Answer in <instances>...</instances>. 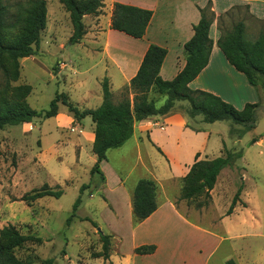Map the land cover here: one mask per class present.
<instances>
[{"label":"rangeland","instance_id":"obj_1","mask_svg":"<svg viewBox=\"0 0 264 264\" xmlns=\"http://www.w3.org/2000/svg\"><path fill=\"white\" fill-rule=\"evenodd\" d=\"M3 1L8 5L9 13L14 14L16 4L26 0ZM91 17L83 19L86 30L92 23ZM241 19L245 25L249 24L244 33L247 40H255L264 31V19H254L244 6L232 10L230 18L225 17V27L231 28ZM72 31L69 12L60 0H47V23L40 35L37 54L20 60V76L11 81V86H31L27 101L34 109H48L51 100L61 92L67 93L70 100L83 109L82 104L76 102L80 89L74 90L69 83L78 75L74 74L75 70L86 74L85 70L93 67L85 79L92 89L98 86L95 75L101 74V66L97 67L96 60L87 57L80 44L70 42ZM241 76L243 82H248L245 75ZM4 82L0 71V89ZM237 83L242 84V81L237 80ZM254 88L259 99L257 122L252 130L243 134V126L231 120L204 123L202 115L191 117L184 112L183 105L178 107V111L187 115L186 125L210 132L199 151L201 159L225 155L228 150L243 153L233 167L221 171L209 204L202 207L199 204L205 200L204 196L189 201L180 199L183 177L188 171L182 169L172 175L170 160L152 149L150 143L143 144L148 133H137L124 146L108 151L107 160L103 162L108 178L106 186L104 173L92 172L96 155L92 144H88L90 132H80L72 126L59 127L56 116L35 117L31 122L0 129V230L12 224L24 234L41 237L40 242L30 241L16 251L18 257L30 259L31 264H43L49 258L53 259L52 264H227L230 259L234 264H264V84ZM238 90L240 94L236 100L232 94L229 96L236 102L227 101L235 107L241 105L238 101L247 94L242 86ZM120 91L114 88L115 102L121 98ZM153 96L158 99V105L163 103V96L160 98L156 93ZM184 102L189 105L188 101ZM60 109L68 111L61 103ZM85 121L93 123L90 116ZM253 138L259 140L252 143ZM162 144L172 153L183 156L192 143L188 141L178 148L173 138L164 137ZM115 171L130 190L139 178L154 179L158 185V201L172 199L184 215L218 234L219 239L199 234L192 236L190 232L180 230L182 236L173 240L172 247L181 253L171 263L166 261L164 253L159 259L137 258L134 246L139 238L133 234L132 217L124 206ZM45 183L52 187L60 185L62 196H44L31 203L22 199ZM240 186H243L240 198L246 206L238 202L228 215ZM106 193L118 206L119 216L112 211ZM77 198L81 201L73 212ZM101 232L113 236L111 255L119 258L124 255L121 261L116 257V262H108L96 256L102 249Z\"/></svg>","mask_w":264,"mask_h":264},{"label":"trees","instance_id":"obj_2","mask_svg":"<svg viewBox=\"0 0 264 264\" xmlns=\"http://www.w3.org/2000/svg\"><path fill=\"white\" fill-rule=\"evenodd\" d=\"M69 12L73 26L70 36L71 43H78L86 33L85 15H98L104 6L103 0H60ZM240 8L235 6L234 9ZM247 8V6H246ZM201 18L194 24L193 36L184 44L186 63L183 69L171 80L163 79L160 69L167 49L157 44H150L136 75L130 84L121 89V98L115 102L110 89L109 79L102 82L103 101L96 108L81 109L78 104L70 100L67 93H57L46 110L34 109L27 97L31 92L28 84L11 86L20 76L22 58L37 54L41 32L47 23V0H26L16 4V12L9 13V7L0 0V71L5 82L0 89V129L8 125L31 122L35 117H52L59 113L60 103L77 121L90 116L95 124L93 153L96 162L92 172L103 175L101 161L107 159L110 149L123 146L135 132L137 122L153 115L167 114L175 106L176 101L189 102L187 112L191 117L203 116L204 122L212 123L219 120H231L243 126L241 134L252 130L257 122V108L259 103H246L242 109L223 100L211 92L192 89L189 83L195 79L209 62L213 40L209 36L210 26L216 15L211 3L201 8ZM153 11L135 5L116 2L113 6L112 29L122 31L132 37L142 38ZM232 11H227L218 17L221 36L217 41L228 62L238 71L244 73L250 84L258 87L264 84V31L253 41L245 38V22L241 19L234 22L231 28H226L225 17L230 18ZM56 70L54 69V73ZM166 95L161 105L151 92ZM189 127V125H187ZM259 139L253 138L252 143ZM157 149L162 152L161 148ZM1 155V149H0ZM242 151L228 150L225 155L215 158L199 159L200 153L195 155V161L183 177L180 199L191 200L204 196L205 200L199 205L209 204L211 191L216 185L218 176L226 167H233L237 158L242 157ZM156 181L152 178H140L132 190L133 223L137 225L158 208ZM243 186L235 193L227 214H231L234 207L241 201ZM63 194L60 185L50 186L48 183L33 189L23 196L28 203L44 196L59 198ZM81 199L77 198L73 205L75 212ZM72 216L68 219V222ZM102 249L96 254L108 260L111 256V234L100 233ZM40 236L24 234L14 225L9 224L0 230V264H31L30 259H22L16 251L30 241L40 242ZM156 249L154 244L140 245L134 249L138 254H150ZM53 259H46L43 264H52ZM227 264H234L232 259Z\"/></svg>","mask_w":264,"mask_h":264},{"label":"crops","instance_id":"obj_3","mask_svg":"<svg viewBox=\"0 0 264 264\" xmlns=\"http://www.w3.org/2000/svg\"><path fill=\"white\" fill-rule=\"evenodd\" d=\"M103 2L104 6L101 8L98 15H94L93 17H91V15L84 16V20L86 17H91L90 20H92V23L90 26L87 25L88 30L82 40L78 42L84 49V52L88 54L87 57L96 60L97 67L101 66V74L95 75L98 86L96 89H92L91 86H88V82L85 79L87 78V74L92 71L93 67L86 69V74H81L79 71L75 70L74 74L76 73L78 75L69 82L71 86L73 85L74 90L80 89L81 94H78L77 97L79 101L76 102L80 105L82 104L83 109L96 108L102 103L103 94L101 82L105 77L109 79L110 89L113 94L114 88L118 91L124 86L129 85L130 80L136 75L150 44H157L167 49V54L160 69V75L166 80L173 79L185 66L186 58L184 44L194 34L193 26L197 24L201 18L200 9L204 8L208 3H211L212 10L216 15L209 31V36L213 40V46L208 64L199 75L189 83V86L192 89H201L211 92L220 96L223 100L230 102H232L229 97L231 96L230 94H232L233 98L236 100L238 97L237 94H240L238 93L239 86H242L246 89L247 94L243 95L242 101H238V104L241 105H236V107L242 109L246 103L258 102L259 99L254 86L250 84L249 81L243 82V80H241L243 79L241 75H244V73L238 71L228 62L217 44L221 36V31L218 27V17L227 11L234 10L235 6H247L246 9L254 19L263 20L264 0H103ZM116 2L135 5L153 11L146 33L142 38L132 37L110 27L113 6ZM246 25L248 26L249 24L246 23ZM237 80L242 81V84L237 83ZM154 94L155 93L152 91L151 95L153 96ZM162 96L165 101L166 95H160V98ZM233 102L235 103L236 101ZM179 105H183L184 112H187L189 105L183 100L176 101L175 106L167 114L153 115L137 122L134 135L130 138V140L133 139L137 133L139 135L148 133V138L143 140V144L147 142L150 143L149 146L152 149L155 148L165 160H170L172 168L169 172H171L172 175H177L182 169L189 171L190 166L195 161L196 153L204 147V141L210 137V132L206 129L196 130L186 125L188 119L187 115L184 112L178 111ZM86 117L77 121L66 109H60L59 113L56 115L59 127L72 126L80 132H90L91 138L88 144L93 145L95 124L94 122L92 124L87 123L85 121ZM197 117L201 116L198 115ZM164 137L173 138L178 148L181 144H187L188 141L192 144L187 147L183 156H180L172 153L162 144V139ZM202 141L203 143L201 144ZM157 147L161 148L162 152H160ZM166 157L168 159H166ZM199 159H201L200 156ZM105 160L101 161L100 167L106 177V186H108V178L103 168V162ZM136 161L138 162L137 157ZM115 173L117 186L122 195L124 206L132 217L133 234L139 238L134 249L140 245L146 244H154L156 246L155 251L150 254H138L134 252L137 258L144 256L145 258L159 259V255L164 253L163 255L166 256L167 259L166 261L171 263L178 253H181V250H176L175 247H172L173 240L182 236V231L180 230L188 231L192 236L193 234H199L205 237H216L219 239L218 234L199 225L184 215L178 209L176 203L169 198L158 201V208L146 219L134 225L132 189L126 188L120 176L116 171ZM139 179H137V181ZM137 181L132 185L134 186ZM106 195L112 206V211L116 216H119L118 206L107 193ZM218 241L216 246L218 245ZM123 256L124 255H122L121 258H123ZM116 257L118 260H122L119 256L111 255L108 262L115 261Z\"/></svg>","mask_w":264,"mask_h":264}]
</instances>
